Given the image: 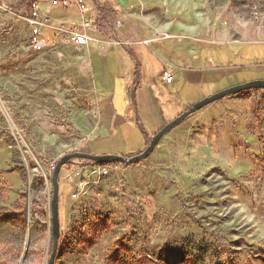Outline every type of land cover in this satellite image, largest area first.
Listing matches in <instances>:
<instances>
[{"label":"rangeland","instance_id":"rangeland-1","mask_svg":"<svg viewBox=\"0 0 264 264\" xmlns=\"http://www.w3.org/2000/svg\"><path fill=\"white\" fill-rule=\"evenodd\" d=\"M81 1L61 16L87 19L89 44L232 41L243 54L231 80L264 78V41H249L264 40V0ZM29 8L0 0V264H46L55 162L108 129L88 43L31 52ZM9 16L24 20L13 34ZM176 91L178 106L196 98L194 87ZM58 220L53 264H264V88L191 113L139 161L71 158Z\"/></svg>","mask_w":264,"mask_h":264},{"label":"crops","instance_id":"crops-1","mask_svg":"<svg viewBox=\"0 0 264 264\" xmlns=\"http://www.w3.org/2000/svg\"><path fill=\"white\" fill-rule=\"evenodd\" d=\"M88 4L92 3L89 1ZM39 6L48 17L41 33L46 46L50 43H64L57 39L59 29H68L82 23L80 19L67 21L61 16L72 11L78 12V5L74 3L65 7L53 5L50 0H39ZM6 19L9 21V34L18 32V26L24 22L22 18L14 19L11 16ZM1 20L4 19H0V24L4 22ZM5 40L8 44H16L14 38ZM149 42L144 43L140 39L132 40L129 45L116 42L104 49H101L102 43H88L92 76L103 104V118L107 120L103 124L108 129L103 136L91 139L85 152L134 153L142 149L155 131L182 112L191 101L237 83V80H231L230 75L239 71L241 66L231 61H237L243 51L239 49L234 54L231 47L235 44L232 41L212 42L189 36L175 41L163 40L157 45H150ZM29 50L37 52L31 48L30 43ZM135 63L139 65V82L133 87ZM166 68L173 75L170 83L161 79V73ZM177 85L187 89L196 88V98H186L178 106L177 99L181 93L176 91ZM112 138L116 139L114 143Z\"/></svg>","mask_w":264,"mask_h":264},{"label":"water","instance_id":"water-1","mask_svg":"<svg viewBox=\"0 0 264 264\" xmlns=\"http://www.w3.org/2000/svg\"><path fill=\"white\" fill-rule=\"evenodd\" d=\"M252 88H264V78H254L245 82L236 83L231 86L217 90L207 96H204L195 102L187 106L177 116L162 125L156 132L150 137L148 144L144 149L134 155H122V154H92L87 152H67L62 154L55 162V165L51 172V195L49 200V212H50V237H51V249L47 258L46 264H53L57 239L59 235V220H58V177L61 166L71 158H83L94 161L96 163H108L113 161L124 162H136L146 157L154 148L159 139L171 128L185 119L191 113L201 109L202 107L221 99L227 95L236 94L243 90Z\"/></svg>","mask_w":264,"mask_h":264},{"label":"built area","instance_id":"built-area-1","mask_svg":"<svg viewBox=\"0 0 264 264\" xmlns=\"http://www.w3.org/2000/svg\"><path fill=\"white\" fill-rule=\"evenodd\" d=\"M50 2L53 5H62L65 7L73 3L78 6H83L81 0H50ZM28 3L30 11L26 17V21L30 29L29 43L34 51H39L46 46V41L42 37L41 33L47 24L48 17L41 10L39 0H28ZM88 25L89 21L87 19H83L80 25H75L68 29L61 28L58 31L59 33H57V39L76 45L87 44L89 36L85 32V27ZM161 79L166 83H170L173 80L172 72L167 68L164 69L161 73Z\"/></svg>","mask_w":264,"mask_h":264},{"label":"trees","instance_id":"trees-1","mask_svg":"<svg viewBox=\"0 0 264 264\" xmlns=\"http://www.w3.org/2000/svg\"><path fill=\"white\" fill-rule=\"evenodd\" d=\"M94 3H96V2H94ZM95 6H96L97 10L101 13L103 7H101V5L98 4V3H96ZM138 82H139V65H138V63H135V71H134L133 87H136V86L138 85ZM92 163H96V162L92 161ZM8 219H9V217H7L6 215H5V217L3 218V220H8Z\"/></svg>","mask_w":264,"mask_h":264}]
</instances>
